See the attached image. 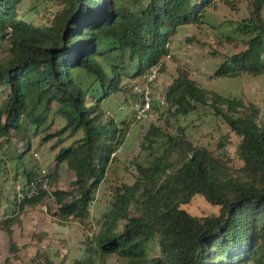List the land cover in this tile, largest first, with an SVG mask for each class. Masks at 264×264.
<instances>
[{
  "label": "trees",
  "instance_id": "16d2710c",
  "mask_svg": "<svg viewBox=\"0 0 264 264\" xmlns=\"http://www.w3.org/2000/svg\"><path fill=\"white\" fill-rule=\"evenodd\" d=\"M22 1L0 0V39L10 44L8 55L0 56V88L9 92L0 103V139L11 146L9 152L1 142L0 153L22 158L29 152L32 138L23 132L33 124L34 135L46 132L44 142L56 138L57 167L43 177L42 170H25L14 200L18 212L12 208L16 215L6 229L11 233L25 206L54 197L58 217L74 220L88 235L83 256L71 264H110L113 257L117 264H264L260 109L201 87L186 69L178 70L165 91L167 111L178 117L205 109L222 119L239 137L240 164L226 151L227 136L210 149L192 142L181 127L171 133L152 122L144 145L150 164L137 165L133 183L114 185L106 211L98 220L92 216L97 192L130 130L125 121L120 127L106 117L101 101L127 96L133 79L155 65L161 73L180 26L203 24L219 5L240 10V0H39L55 6L43 25L21 17ZM247 7L249 13L234 25L247 39L225 55L213 77L264 74V0H248ZM127 97L140 96L135 91ZM56 117L62 125L52 130ZM18 141L25 149L19 155ZM62 164L75 172L73 189L50 191ZM198 196L219 211L196 215L184 208ZM3 220L2 214L0 225ZM155 245L159 254L151 257Z\"/></svg>",
  "mask_w": 264,
  "mask_h": 264
},
{
  "label": "rangeland",
  "instance_id": "374dc122",
  "mask_svg": "<svg viewBox=\"0 0 264 264\" xmlns=\"http://www.w3.org/2000/svg\"><path fill=\"white\" fill-rule=\"evenodd\" d=\"M247 1L240 0L241 6L238 12L219 5L217 9L207 12L203 24L180 26L171 38L170 55L164 59L165 69L158 73L156 83L159 88L167 89L177 77L178 70L186 69L201 87L257 105L260 109V120L264 122V74L236 78L213 77L214 71L225 55L239 51L244 39H247L234 27L235 23L249 13ZM18 11L27 21L43 25L49 23L55 6L39 0H23ZM226 39L233 41L229 44L225 42ZM9 48L8 41L0 39L1 57L8 55ZM144 84L143 78L133 79L131 93H135V85ZM8 93V88H0V103ZM127 96L116 93L100 103L106 117H113L120 127H123L122 121H125L130 124V130L125 143L117 150L116 159L110 166L106 182L102 184L97 192L96 201L92 204V216L95 220L106 211L115 191L113 186L122 182L133 183L138 175L137 165L150 164L147 157L148 150L144 149V145H146L145 136L152 122L171 133L179 131L181 127L192 142L210 149H216L219 141L227 136L226 151L234 164H240L237 153L239 137L222 119L205 112V109L175 117L165 106L155 120L147 121L138 118L128 109L132 99ZM52 117L51 114L48 116L46 124L52 120ZM61 125L62 122L56 117L51 129H57ZM35 128L33 124L31 128L28 125V130L23 132L25 139L32 138V148L22 158L12 156L11 153L6 156L3 150L0 153V212L4 215L0 225V264H48V260L54 264H71L76 258L83 256V243L88 235L74 220H61L58 217L56 214L58 205L54 197L46 199L37 206H25L19 213L18 220L9 226L11 233L6 229L5 223L16 215L12 212V208H16L18 212L14 200L23 190L26 181L25 170L32 168H36V171L42 170L40 177H43L44 174L54 173L57 167L55 160L57 149H53L56 138L44 142L41 136L46 132L41 129L39 134L34 135ZM5 141L6 139H0V143L4 142V150L9 149L10 152L11 146ZM16 147L17 155L25 151L22 142L18 141ZM75 178V172L67 164H62L48 184V189L72 190ZM184 208L196 215L219 211L218 207L207 203L199 196L190 204L184 205ZM158 254L159 248L155 245L149 255L153 257ZM117 262V258L113 257L109 263L117 264Z\"/></svg>",
  "mask_w": 264,
  "mask_h": 264
},
{
  "label": "built area",
  "instance_id": "2783aa9c",
  "mask_svg": "<svg viewBox=\"0 0 264 264\" xmlns=\"http://www.w3.org/2000/svg\"><path fill=\"white\" fill-rule=\"evenodd\" d=\"M160 66V64L153 66L151 72L143 77L145 84L135 87V91L140 96L139 99H132L128 104V109L131 112L138 118L147 121L155 120L165 106L168 105L165 97L166 89L158 88L156 83ZM1 220L2 214L0 213V222Z\"/></svg>",
  "mask_w": 264,
  "mask_h": 264
}]
</instances>
